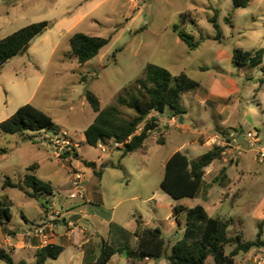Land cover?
<instances>
[{"label":"rangeland","instance_id":"374dc122","mask_svg":"<svg viewBox=\"0 0 264 264\" xmlns=\"http://www.w3.org/2000/svg\"><path fill=\"white\" fill-rule=\"evenodd\" d=\"M215 16L222 42L214 40L217 29L209 22ZM228 16L231 23L226 21ZM41 21H49L51 26L32 41L27 52L9 60L1 71L0 123L21 106L32 104L54 119L60 127L58 135L64 136L68 143L62 146L64 152L58 158L51 144L54 136L51 132L30 133L34 140H29L0 131V200L13 213L8 231L0 228V248L12 251L15 262L37 264L36 250L30 244H51L56 230L63 234L73 228L84 236L90 234L100 246L103 239L133 246L135 240L122 239L117 231H112L111 223L130 230L135 227L136 217L142 216L147 226L157 225L164 231L170 254L175 238L167 229L173 206L194 207L198 200H175L161 189L165 164L178 151L191 159L208 151L199 142L191 143L199 137L194 130L201 129L194 122L200 117L194 97H206L217 80L220 88L229 89L227 79L240 88L229 101L237 109L236 118L227 122L234 127L236 142H232L227 131L225 138L219 137L222 144H215H227V149L234 147V150H226L223 160L208 168L207 178L211 180L227 167L229 180V189H223L221 199L216 201L218 212L210 214L233 219L230 236L244 232L247 240H255L260 222L253 210L264 196V160L257 156L264 147V83L260 84L264 72L249 65L237 68L229 62L219 63L216 50L222 46L232 54L235 47L248 51L264 48V0H252L247 8L238 9L233 7L232 0H0V40ZM175 24L195 37L199 42L196 49H190L173 31ZM78 32L111 40L96 58L80 64L71 54L69 39ZM148 63L162 66L174 75L185 72L200 84L197 91L184 97L190 107L185 121L181 124L175 117V126L163 125L159 132L155 130L148 141L149 144L153 139L156 141L148 153L140 149L123 156L124 147L111 141L97 148L88 145L84 132L96 114L86 92L91 91L99 98L102 109L115 106L125 90H135V80L143 76ZM245 109L249 110L246 117ZM119 110L125 118L134 116L127 107ZM170 119L168 112L162 115V123ZM244 119L249 121L248 125L244 126ZM184 126L189 130H184ZM249 130L261 140L255 147H250ZM161 137L166 139L165 144H158ZM72 146L79 158L67 157L66 152H71ZM234 151L239 163H235ZM85 161L96 162L98 168L102 164L109 166L99 178ZM32 165L37 166V176L51 184L53 196L31 198L19 188H3L7 178L23 186ZM76 172L83 175L85 195L71 199V181ZM206 194L201 195L202 201H207ZM76 214L83 216L76 224L65 226L59 221L64 218L69 221ZM50 223L55 228L54 234L48 227ZM40 228H45L47 241L37 236ZM23 242L27 248H18ZM232 249L227 246V253ZM74 250L70 248L46 264H67ZM251 251L254 260L261 254L256 248ZM245 257L246 253H242L239 259ZM115 258L110 264L127 262L124 255ZM0 264L6 263L0 260ZM72 264H78V259H73ZM208 264H214L213 259Z\"/></svg>","mask_w":264,"mask_h":264},{"label":"trees","instance_id":"16d2710c","mask_svg":"<svg viewBox=\"0 0 264 264\" xmlns=\"http://www.w3.org/2000/svg\"><path fill=\"white\" fill-rule=\"evenodd\" d=\"M252 0H232L233 7L247 8ZM231 23L229 16L226 18ZM217 29L214 40L222 42V32L216 16L209 19ZM51 26L49 21L30 24L0 40V75L4 65L11 59L24 54L30 48L32 41L44 34ZM179 38L192 50L199 46L195 37L182 29L179 24L173 26ZM111 38L91 36L82 32L75 33L70 38L71 54L80 64H86L96 58L100 51L110 43ZM264 57V49L257 51L244 50L241 47L233 49V64L237 68L247 65L259 66ZM263 83V80H260ZM135 90L126 91L119 95L115 106L102 109L99 98L91 91L86 92V99L96 114L94 121L86 128L84 134L86 142L92 147H99L106 142L122 145L124 154L135 153L140 150L152 133L159 128V116L169 113L171 117H183L186 109L182 106L184 94L196 90L200 84L185 72L172 74L166 68L148 63L144 68L143 76L135 80ZM119 107H127L134 112L132 118L121 115ZM0 131L5 134L22 136L34 140L30 133L51 132L58 135L60 127L46 112L32 104L21 106L15 114L0 123ZM165 138H160L158 144H165ZM66 152L67 157L79 158L75 147ZM227 146L215 145L211 150L197 159H190L181 151L174 153L166 162L165 173L161 182V189L175 200L185 198L195 199L204 185L206 169L215 161L221 160L226 153ZM85 165L94 169L97 177L103 176L107 166H97L96 162L85 161ZM112 167H116L112 165ZM37 166L28 168L23 180V186L6 179L3 188H19L31 198L52 196L53 188L50 183L37 176ZM227 168H223L214 183L226 179ZM36 173V174H35ZM213 184H209L208 188ZM28 188V190L25 189ZM186 214L184 231L167 253V241L159 227H149L143 220L136 217L137 229L131 233L122 226L111 223L112 231H117L124 240L129 242L137 238L135 245L113 244L103 239L100 252L93 259H87L85 264H109L115 255H124L130 264H138L146 260H160L165 258L167 264H208L213 259L214 264H237V256L248 253L253 248H264L263 225L259 224V231L255 240H245L244 232L235 236L229 235L233 219H221L211 216L201 205L186 207L177 204L173 207V217L178 225H182L181 216ZM13 213L5 202L0 200V227L8 231L7 225L12 221ZM60 222L63 221L59 220ZM66 221L65 224H68ZM227 246L233 247L227 253ZM65 248L58 244H47L36 251V263L46 264L52 258L57 259ZM0 260L6 264H28L21 260L15 262L12 253L0 248Z\"/></svg>","mask_w":264,"mask_h":264},{"label":"crops","instance_id":"0c3cea01","mask_svg":"<svg viewBox=\"0 0 264 264\" xmlns=\"http://www.w3.org/2000/svg\"><path fill=\"white\" fill-rule=\"evenodd\" d=\"M69 39H70V37H69ZM261 49H264V48H261ZM216 58H217L219 63L225 61V62H229V63L233 64V62H232L233 53L231 54V52L228 49H224L222 46L217 48V50H216ZM254 68H259V69H261L264 72V60L262 61V63L259 66L254 67ZM260 80H263V83H264V79H260ZM227 81L231 85V87L229 89L220 88L221 87L220 81L217 80L216 82H214L215 86L213 88L211 87V90H210L211 92H207V96L206 97H202V98L194 97L195 101H196V104L198 106L197 108L199 109V113H200L199 119L195 120L194 122H195V125L198 126L199 128L201 127V129L194 130L195 131V135H198L199 137L192 139L191 143L199 142L203 146H206L208 148V151L211 150L214 147V145L212 144V141H213L214 138H216V137H222V138L224 137L225 138L224 134L227 131L230 132V137L233 138V136H234V133L232 131V129L234 127L231 126V125H227L228 124L227 122L230 121V119L235 120L236 115H237V109L233 105L231 106L229 104V101L232 99V97L234 95H237L240 92V88H239L238 84L236 82L232 81L231 79H227ZM199 88H200V86L197 89H199ZM197 89L194 90V91H197ZM194 91L186 93L182 97V106L186 109V114H184V116H183V122L185 121L187 113L189 112V108H190V107H188L186 105V103L184 101V97L189 95V94H191V93H193ZM193 111H194V109L192 110V112ZM248 114H249V110L245 109L244 116L246 117ZM174 118L175 117H172V119L167 120L166 122L164 121V123H162L163 122L162 116H160V118H159V128H158L157 131L159 132L162 129L163 125L166 128L175 126V124H174L175 119ZM180 118H179V122H180ZM243 121H244V126L249 124V121L247 119H244ZM183 122H180V123L182 124ZM183 128H184V130H189L188 126H184ZM248 133H253V134L257 135L256 132H253V131H250V130L247 132V135H248ZM152 134H154V133H152ZM151 139L152 138L150 137V140ZM258 140H259V138H258ZM154 141H156V140L153 139L151 141V144H153ZM165 141H166V139H165ZM259 141H261V140H259ZM151 144H149V141H146V143L141 148V150H144L145 152L148 153L152 149V145ZM227 150H232V152H233L234 147H232L230 149L228 148ZM184 154H186V153H184ZM234 156H236L235 163H239V158H237V154H236L235 151H234ZM223 158L221 160H223ZM221 160H217V161H221ZM224 161H225V159H224ZM208 168L206 169V174H205V177H204V185H203V187H202V189H201V191L199 193V196L197 198H195V199L198 200V205L203 206L208 211V213L210 214L211 211L218 212L219 207H218V204H217L216 201L221 199V195L223 194V189H229V187H228L229 186V180H228V177L226 178L227 182L222 181V180H225L224 178L219 180L217 182L219 186L216 187V183L213 184V181L220 174L212 176L211 177L212 179L209 180L210 178H207ZM224 168H227V167H224ZM209 184H213V186L208 188ZM204 192H207V194H206L207 201H202L201 200V197H202L201 195L204 194ZM98 200L100 201V199H98ZM220 201H222V200H220ZM89 202H94V201L91 200ZM184 206H186V205H184ZM255 206L256 207L253 210V214H254L255 218L257 220H259V222H260L259 224L263 225V237H262V239L264 241V196L258 201V203ZM189 208H191V207H189ZM84 212L87 213L86 210ZM80 213L82 214V212H80ZM56 215H57V212H56ZM213 217L220 218L219 216H213ZM62 218H64V216L61 215V219ZM82 218H83V216L81 215V219ZM139 218L143 220L142 216H140ZM181 219H183L184 222L182 221V225H178L176 223V219H174V217H173V212L171 213V216H169V218H168V220H170L171 223H170V228L167 229V231H168L169 234H173L174 235V238H175L174 244L176 243V241L179 238H181V235H182V233L184 231V225H185V219H186L185 214H183L181 216ZM221 219H224V218H221ZM174 220H175V222H174ZM44 221H47V220L44 219ZM143 222H144V220H143ZM72 224L73 223L69 221V223L66 224L65 226L72 225ZM144 224H145V222H144ZM176 224H177V226H176ZM48 227H50L51 233L54 234V229L55 228H54L53 224L50 223L48 225ZM154 227H158V226L156 225ZM177 227H178V229H177ZM136 229H137V223H136V220H135V227H132L128 231L133 233V232L136 231ZM57 232H58V230H56V234H54V236L55 235L56 236L53 237L52 240H51L52 244H58V245L63 246L65 248L63 253L68 252L70 250V248H74L75 249L74 250L75 252H72V254L70 255V259H69L67 264H72V260L73 259H78V264H85L88 258H89V260H91V259H93L94 256H97L99 254V253H97V251H98V249L101 248V246L97 242L94 241L93 237H91L90 234H87L86 236H84L82 233H80L75 228L71 229L69 232L65 231L63 234H59ZM163 233H164V231H163ZM244 237H245V233H244ZM134 240H135V243H134V245H135L137 238H134ZM245 240H247L246 237H245ZM251 241H253V240H251ZM30 245L33 248H35L36 251H37V249H39V247H43L42 245L41 246H38V245H35V244H30ZM173 245H172V247H173ZM27 246L28 245H26L23 242L22 246H18V248L21 247L20 249H26ZM11 253H12V251H11ZM241 254H239L237 256V264H254V262H253L254 261V252L253 251H250V252L246 253V257L243 258V260L239 259V256ZM168 255H169V253H168ZM116 256L117 255L112 257V259L109 262V264L116 259L115 258ZM119 259L121 260L122 258H119ZM126 264H129L128 260H127ZM140 264H167V260L165 258L160 259V260H146V261L140 262Z\"/></svg>","mask_w":264,"mask_h":264},{"label":"built area","instance_id":"2783aa9c","mask_svg":"<svg viewBox=\"0 0 264 264\" xmlns=\"http://www.w3.org/2000/svg\"><path fill=\"white\" fill-rule=\"evenodd\" d=\"M155 115L157 117H160L158 113H156ZM247 136L251 140L250 147H255V144H257L259 142L258 136L256 134H253V133H248ZM51 138H52L51 144L53 146L54 155L59 158V157H61V154H63V152H64V150L62 149V146L68 142L65 141L64 136H60V135H54ZM43 140H45V139H43ZM232 142H234V143L236 142L235 136H233ZM217 143L222 144V140L219 137L214 138L212 141L213 145H215ZM224 146H227V144ZM257 156L261 157V161L264 160V147H262L260 150H258ZM71 183H72V190L70 193V198L76 199V198L83 197L85 195V189H84V184H83L84 183L83 175L79 172L74 173ZM57 217H60L59 212H57ZM86 231H87V229H86ZM82 232H84V231H82ZM37 236L41 237L43 241H47L49 239L48 235L45 232V228H40ZM256 249L259 250L261 252V254H259V256L256 258V260H254L255 264H264V248H256Z\"/></svg>","mask_w":264,"mask_h":264},{"label":"water","instance_id":"95a60500","mask_svg":"<svg viewBox=\"0 0 264 264\" xmlns=\"http://www.w3.org/2000/svg\"><path fill=\"white\" fill-rule=\"evenodd\" d=\"M180 122H183V117L180 118ZM80 219H81V215H80V214H76V215H73V216L70 218L69 221L76 223V222H78ZM66 221H67L66 218L63 219V222H64V223H65Z\"/></svg>","mask_w":264,"mask_h":264}]
</instances>
